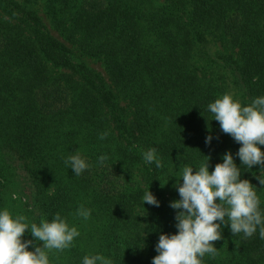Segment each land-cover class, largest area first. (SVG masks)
I'll use <instances>...</instances> for the list:
<instances>
[{
	"label": "trees",
	"instance_id": "trees-1",
	"mask_svg": "<svg viewBox=\"0 0 264 264\" xmlns=\"http://www.w3.org/2000/svg\"><path fill=\"white\" fill-rule=\"evenodd\" d=\"M221 78L242 106L264 96V0H0V208L76 226L65 264L96 253L151 264L159 234L176 232L173 176L203 156L211 172L240 147L207 111L225 93ZM152 147L159 169L142 160ZM76 150L91 164L80 176L64 164ZM254 172L242 166L241 178L264 209ZM148 188L160 207L143 205ZM15 189L22 198L11 201ZM80 205L88 220L75 215ZM222 237L203 264H264L258 230L245 238L223 227ZM53 252L50 264H63Z\"/></svg>",
	"mask_w": 264,
	"mask_h": 264
},
{
	"label": "clouds",
	"instance_id": "clouds-1",
	"mask_svg": "<svg viewBox=\"0 0 264 264\" xmlns=\"http://www.w3.org/2000/svg\"><path fill=\"white\" fill-rule=\"evenodd\" d=\"M207 111L219 123L221 132L230 135L240 147L235 154L225 152L222 162L211 172V158L203 156L205 161L199 165L186 164L179 170V178L173 176L176 178L173 188L179 199L171 201L169 207L176 213V232L159 234L155 245L157 255L151 264H203L206 255H217L212 242L223 238V227H228L233 236L243 234L245 238L258 230L259 238L264 240V209L260 207L257 187L241 178L242 166L249 170L257 167L259 175L254 172L253 177L264 186V151L260 147L264 146V96H257L242 106L232 94L225 93L209 103ZM107 135V132L101 133L99 139L104 140ZM212 140V135L206 136V146ZM234 157L239 159L240 166ZM107 160L103 154L97 157L101 166ZM142 160L157 169L162 167L155 147L144 150ZM64 164L74 176L82 175L91 167L78 150L64 158ZM141 199L143 205L160 207V201L149 188ZM91 212L90 208L80 205L75 215L88 220ZM26 232L31 239H23ZM79 236L77 227L70 226L60 213L54 214L51 220L41 218L39 223H29L24 215H13L7 208H0V264H50L52 251L63 252ZM81 264H112V260L100 253L88 254L83 256Z\"/></svg>",
	"mask_w": 264,
	"mask_h": 264
},
{
	"label": "rangeland",
	"instance_id": "rangeland-1",
	"mask_svg": "<svg viewBox=\"0 0 264 264\" xmlns=\"http://www.w3.org/2000/svg\"><path fill=\"white\" fill-rule=\"evenodd\" d=\"M38 9H39V15L43 18V20L45 21V23H46V25L47 26H49V23H48V21H47V18H46V15H43L42 13H41V8H40V6H38ZM49 29H50V31L52 32V35H54V36H57L56 35V33L52 30V28H50V26H49ZM211 53H221L220 51H218V49H217V47L216 46H214V45H212V47H211ZM218 51V52H217ZM85 63L87 64V66L88 67H90V68H93V69H95V70H97V71H99V72H101L102 71V65H101V63H99V62H96V61H94V60H91V59H85ZM217 84L218 85H222L221 87H224L225 88V93H230V94H232V96H233V98L235 99V100H237V101H239L238 100V98H236L235 97V90H234V87L232 86V84L231 83H228V81L224 78L223 80H222V78L221 79H218L217 80ZM224 93V94H225ZM221 97V96H220ZM18 184L19 185H23L24 184V181L22 180V179H20V183L18 182ZM18 185V186H19ZM13 194H15V198H13ZM11 201H16V200H18V198H22V196H21V194L15 189L14 190V192L12 191V194H11ZM42 243V242H41ZM56 254L52 251L50 254H49V256L50 257H53V256H55ZM61 255V257H63L65 260L63 261V264H65V262L67 261L66 260V255L62 252V254H60ZM57 256V255H56Z\"/></svg>",
	"mask_w": 264,
	"mask_h": 264
}]
</instances>
